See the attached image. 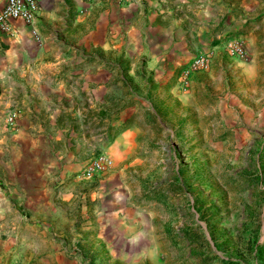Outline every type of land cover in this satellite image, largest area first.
<instances>
[{
  "label": "crops",
  "instance_id": "obj_1",
  "mask_svg": "<svg viewBox=\"0 0 264 264\" xmlns=\"http://www.w3.org/2000/svg\"><path fill=\"white\" fill-rule=\"evenodd\" d=\"M9 25L0 33V264H77L66 258L68 237L60 230L80 219L26 220L19 212L50 213L55 180L67 189L56 200L72 197L95 156L127 158L140 129L151 124L136 118L139 82L151 94L182 91L222 59L245 69L264 64V0H39L32 25ZM231 40L242 43L244 58L228 56ZM209 53V68L191 74L183 87L182 71L196 55ZM10 111L17 112L14 131L4 125ZM75 130L82 142L70 139ZM55 140L65 147L62 156L54 152ZM88 148L79 170L55 177L59 159L81 160ZM102 184L82 194V232L102 220L138 218L135 212L119 217L129 192L118 186V173Z\"/></svg>",
  "mask_w": 264,
  "mask_h": 264
},
{
  "label": "rangeland",
  "instance_id": "obj_2",
  "mask_svg": "<svg viewBox=\"0 0 264 264\" xmlns=\"http://www.w3.org/2000/svg\"><path fill=\"white\" fill-rule=\"evenodd\" d=\"M193 82L187 90L152 94L139 82L136 118L151 124L140 129L127 158L110 157L113 170L80 179L64 202L56 198L67 189L55 180L50 213L19 214L80 219L60 230L68 237L65 256L77 264H264V64L245 69L222 59ZM75 133L66 137L82 142L81 131ZM52 144L62 156V142ZM83 162L59 159L55 177ZM111 173L129 192L119 217L138 218L102 220L82 232V194L100 191Z\"/></svg>",
  "mask_w": 264,
  "mask_h": 264
},
{
  "label": "built area",
  "instance_id": "obj_3",
  "mask_svg": "<svg viewBox=\"0 0 264 264\" xmlns=\"http://www.w3.org/2000/svg\"><path fill=\"white\" fill-rule=\"evenodd\" d=\"M39 10V0H6L0 8V33L10 31L9 22L17 20L27 25H32ZM32 34L39 40L35 30ZM225 51L232 58L242 59L245 57L243 45L238 40H231L225 45ZM211 54L196 55L181 74V85L185 87L191 74L204 71L209 68ZM17 112L10 111L5 115L4 125L8 130L14 131L16 128ZM113 167L112 160L105 154H99L92 158L81 170L79 177L85 180L94 179L109 171ZM13 264H21L15 262Z\"/></svg>",
  "mask_w": 264,
  "mask_h": 264
}]
</instances>
